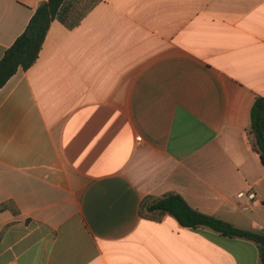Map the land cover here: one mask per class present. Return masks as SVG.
Returning <instances> with one entry per match:
<instances>
[{
	"label": "crops",
	"instance_id": "obj_1",
	"mask_svg": "<svg viewBox=\"0 0 264 264\" xmlns=\"http://www.w3.org/2000/svg\"><path fill=\"white\" fill-rule=\"evenodd\" d=\"M46 0H0V59ZM264 0H95L0 88V264H258L255 244L139 213L179 194L262 231L247 134ZM246 188L260 204L240 208Z\"/></svg>",
	"mask_w": 264,
	"mask_h": 264
},
{
	"label": "trees",
	"instance_id": "obj_2",
	"mask_svg": "<svg viewBox=\"0 0 264 264\" xmlns=\"http://www.w3.org/2000/svg\"><path fill=\"white\" fill-rule=\"evenodd\" d=\"M95 0H46L40 4L25 30L5 50L0 59V88L21 68L27 70L38 59L48 28L54 20L67 29L77 26L94 5ZM247 129L252 150L264 167V97H256L250 109ZM139 213L159 221L168 215L183 228H207L221 236L240 238L255 244L258 264H264V235L238 228L216 217L190 207L177 193L168 192L159 197L145 196L139 204Z\"/></svg>",
	"mask_w": 264,
	"mask_h": 264
},
{
	"label": "built area",
	"instance_id": "obj_3",
	"mask_svg": "<svg viewBox=\"0 0 264 264\" xmlns=\"http://www.w3.org/2000/svg\"><path fill=\"white\" fill-rule=\"evenodd\" d=\"M236 199L245 203H241L240 208L242 211H248L255 204H260L256 194L251 190V188H246L239 191L236 194ZM262 234L264 235V220L262 221Z\"/></svg>",
	"mask_w": 264,
	"mask_h": 264
}]
</instances>
